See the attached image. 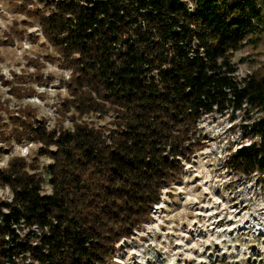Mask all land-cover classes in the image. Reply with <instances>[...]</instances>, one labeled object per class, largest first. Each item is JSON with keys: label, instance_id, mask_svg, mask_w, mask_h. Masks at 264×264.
<instances>
[{"label": "trees", "instance_id": "1", "mask_svg": "<svg viewBox=\"0 0 264 264\" xmlns=\"http://www.w3.org/2000/svg\"><path fill=\"white\" fill-rule=\"evenodd\" d=\"M39 2L17 7L59 54L46 61L69 72L57 113L71 125L0 99V154L28 141L51 161L47 180L23 156L0 167L11 194L0 200V264H114L115 244L151 219L199 149L203 116L256 112L224 167L264 188V62L239 77L232 61L264 41V0ZM28 65L33 74L2 80L18 101L34 94L20 83L52 79L40 60ZM108 115L110 127L86 121Z\"/></svg>", "mask_w": 264, "mask_h": 264}, {"label": "rangeland", "instance_id": "2", "mask_svg": "<svg viewBox=\"0 0 264 264\" xmlns=\"http://www.w3.org/2000/svg\"><path fill=\"white\" fill-rule=\"evenodd\" d=\"M31 1L0 0V99L7 100L11 109L24 105L37 108L49 127L59 125L61 120L70 127V121L57 113L60 100L67 96L62 80L69 72L58 60L46 61L59 54L41 35L38 22L17 7L21 3L42 7L39 0ZM12 29L19 30L21 36ZM7 38L12 39L11 45L4 43ZM30 58L44 63L41 73L52 79L42 84L29 80L25 85L20 83L33 88L34 94L18 101L2 80H12L13 74H33ZM232 61L237 76H243L249 66L264 62V41L256 49L246 46L235 52ZM256 116V112L232 113L230 109L203 116L198 126L199 149L184 163L180 179L163 189L151 219L115 244L114 264H264V188L255 178L233 176L224 167L227 155L247 142L244 126ZM112 120L108 115L91 116L86 121L102 128L110 127ZM37 150L38 145L32 142L14 144L0 154V167L11 156H23L37 162L47 180L51 161ZM43 192L50 194L47 184ZM10 198L9 190L0 188V200Z\"/></svg>", "mask_w": 264, "mask_h": 264}]
</instances>
